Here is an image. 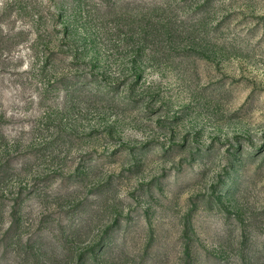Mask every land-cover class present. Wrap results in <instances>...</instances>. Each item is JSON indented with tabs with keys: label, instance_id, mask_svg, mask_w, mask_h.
Instances as JSON below:
<instances>
[{
	"label": "rangeland",
	"instance_id": "obj_1",
	"mask_svg": "<svg viewBox=\"0 0 264 264\" xmlns=\"http://www.w3.org/2000/svg\"><path fill=\"white\" fill-rule=\"evenodd\" d=\"M0 264H264V0H0Z\"/></svg>",
	"mask_w": 264,
	"mask_h": 264
}]
</instances>
